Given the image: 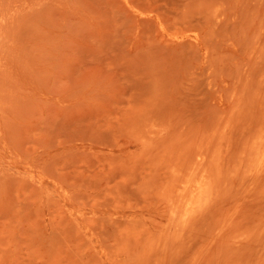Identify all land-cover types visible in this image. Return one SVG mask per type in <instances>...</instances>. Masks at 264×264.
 Segmentation results:
<instances>
[{"label": "rangeland", "instance_id": "obj_1", "mask_svg": "<svg viewBox=\"0 0 264 264\" xmlns=\"http://www.w3.org/2000/svg\"><path fill=\"white\" fill-rule=\"evenodd\" d=\"M0 6V264H264V0Z\"/></svg>", "mask_w": 264, "mask_h": 264}, {"label": "bare ground", "instance_id": "obj_2", "mask_svg": "<svg viewBox=\"0 0 264 264\" xmlns=\"http://www.w3.org/2000/svg\"><path fill=\"white\" fill-rule=\"evenodd\" d=\"M3 2V1H2ZM2 6H3V4H2ZM1 7V6H0ZM10 22V21H9ZM196 191V190H195Z\"/></svg>", "mask_w": 264, "mask_h": 264}]
</instances>
